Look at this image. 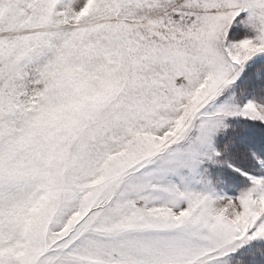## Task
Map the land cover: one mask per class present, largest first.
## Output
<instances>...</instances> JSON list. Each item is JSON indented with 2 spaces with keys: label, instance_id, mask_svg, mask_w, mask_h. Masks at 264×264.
Here are the masks:
<instances>
[{
  "label": "snow or ice",
  "instance_id": "obj_1",
  "mask_svg": "<svg viewBox=\"0 0 264 264\" xmlns=\"http://www.w3.org/2000/svg\"><path fill=\"white\" fill-rule=\"evenodd\" d=\"M0 264H264V0H0Z\"/></svg>",
  "mask_w": 264,
  "mask_h": 264
}]
</instances>
